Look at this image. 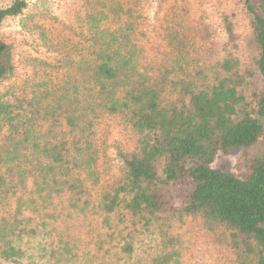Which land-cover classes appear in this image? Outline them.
I'll list each match as a JSON object with an SVG mask.
<instances>
[{
	"label": "trees",
	"instance_id": "obj_1",
	"mask_svg": "<svg viewBox=\"0 0 264 264\" xmlns=\"http://www.w3.org/2000/svg\"><path fill=\"white\" fill-rule=\"evenodd\" d=\"M83 2L81 51L29 60L14 87L2 27L27 3L0 6V264L75 258L82 235V264H183L188 223L219 264H264V0H244L243 39L233 11L155 14L149 51L139 0ZM108 120L128 140L103 182ZM233 152L238 173L213 167Z\"/></svg>",
	"mask_w": 264,
	"mask_h": 264
},
{
	"label": "rangeland",
	"instance_id": "obj_2",
	"mask_svg": "<svg viewBox=\"0 0 264 264\" xmlns=\"http://www.w3.org/2000/svg\"><path fill=\"white\" fill-rule=\"evenodd\" d=\"M11 0H0V6ZM27 8L24 13L13 19L6 21L2 27V34L12 43L15 52V63L18 67L17 77L7 85H20L30 73L28 61L33 58L50 59V51L56 49L55 53H79L82 45L87 38L85 14L88 11L87 5L83 0H25ZM137 11L143 15L142 31L145 38L141 39L146 43L149 51L156 45L154 30L159 29L155 26V14L157 19L171 21L187 15L191 19L202 20L209 24L217 22L218 17L223 11L236 12L239 21L238 29L241 38L247 33L248 18L246 16L244 0H139ZM175 15V16H174ZM174 16V17H173ZM156 28V29H155ZM53 45L55 48H53ZM85 46V45H84ZM99 142L105 149V156L102 157V168L104 172L103 182L109 181L117 175V149L126 144L128 137L121 132L117 123L113 120L103 122L98 127ZM238 154L233 152L229 155H219L213 167L223 168L228 171L238 173L236 169ZM183 235V264H219L220 256L218 251L213 248L208 240L203 239L197 229L188 223L182 230ZM84 235L81 236V245L77 250L78 256L61 262L60 257L51 260L50 264H82L85 244ZM152 235L139 234L136 249L144 252L151 248L153 243ZM156 244V243H155ZM155 244L152 247H155ZM92 245V244H91ZM90 245V246H91ZM92 247V246H91ZM87 251H89L87 249ZM35 254L32 250L29 255ZM76 254V255H77ZM27 255V262H32V258ZM74 261V263L67 261ZM67 262V263H66ZM105 264H116L115 261L105 259ZM45 264H48L47 262Z\"/></svg>",
	"mask_w": 264,
	"mask_h": 264
}]
</instances>
